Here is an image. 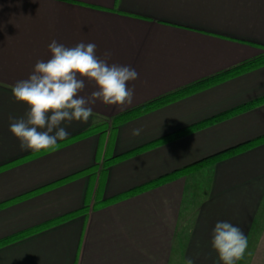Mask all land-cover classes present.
Returning a JSON list of instances; mask_svg holds the SVG:
<instances>
[{
	"label": "crops",
	"instance_id": "crops-1",
	"mask_svg": "<svg viewBox=\"0 0 264 264\" xmlns=\"http://www.w3.org/2000/svg\"><path fill=\"white\" fill-rule=\"evenodd\" d=\"M94 43L96 55L135 69L133 103L97 100L87 123L62 126L67 139L91 126L209 79L264 53V0H0V167L20 150L10 117L26 116L12 87L49 44ZM97 87L85 78L79 93ZM264 96V65L122 125L113 142L92 134L0 170V240L153 181L264 136V104L99 170L119 155ZM134 129H142L133 136ZM99 190V191H98ZM217 222L243 229L248 248L236 264H264V143L173 181L92 210L0 247V264H220L211 246Z\"/></svg>",
	"mask_w": 264,
	"mask_h": 264
},
{
	"label": "clouds",
	"instance_id": "clouds-1",
	"mask_svg": "<svg viewBox=\"0 0 264 264\" xmlns=\"http://www.w3.org/2000/svg\"><path fill=\"white\" fill-rule=\"evenodd\" d=\"M48 47L51 58L37 61L32 74L11 89L14 99L28 106L25 117H10L9 131L19 140L22 151L54 149L58 141L69 136L62 125L87 123L93 115L89 105L97 100L121 109L133 103L134 88L128 84L139 78L135 69L110 64L109 53L99 58L94 43L66 47L53 40ZM85 78L97 87L87 98L79 95L85 88ZM141 131L134 129L132 135L139 136ZM211 246L220 264H236L245 255L248 239L239 226L217 222ZM187 264L195 261L188 259Z\"/></svg>",
	"mask_w": 264,
	"mask_h": 264
},
{
	"label": "trees",
	"instance_id": "trees-1",
	"mask_svg": "<svg viewBox=\"0 0 264 264\" xmlns=\"http://www.w3.org/2000/svg\"><path fill=\"white\" fill-rule=\"evenodd\" d=\"M264 65V53L256 58V59H253V60H249V61H246L242 64H240L239 66L233 68V69H230L226 72H223L219 75H216L214 77H211L209 79H205V80H202L200 82H197L195 84H192L190 86H187V87H184L182 89H179L177 91H174L172 93H169L168 95H165L163 97H160L156 100H153V101H150L140 107H137L135 109H132L126 113H123L121 115H118L116 117H114L113 119L110 120V122H102V123H99V124H95L93 126H91L85 133H83L82 135L78 136V137H74L70 140H67V141H64L60 144H58L57 146H60L61 144H65V143H68L70 141H73V140H76V139H79L80 137H83V136H87V135H92V134H100L102 136H105L106 134H109V143L111 145V143L113 142V139L115 137V134H116V131L118 129V127L134 118H137L143 114H146L150 111H153V110H156L158 108H161L167 104H170L174 101H177L181 98H184V97H187L191 94H194L200 90H203V89H206L210 86H213L217 83H220V82H223L229 78H232V77H235V76H238L242 73H245V72H248L250 70H253V69H256L260 66H263ZM261 104H264V96L259 98V99H256L255 101H252L250 103H246L240 107H237L235 109H232V110H229V111H226L224 113H221L219 115H216L208 120H205V121H202L200 123H197V124H194V125H191L189 127H186V128H183V129H180L178 131H175L173 133H170L168 135H165L164 137L154 141V142H151L149 144H146V145H143L141 147H138V148H135V149H132L130 151H127V152H124L122 154H119V155H113L111 152H110V149L108 150V152L106 153V155L104 156V159L102 160L101 164L100 163H96L94 166H92L90 169L86 170V171H83L82 173L80 174H84V173H88L90 174L91 176H95L97 171L99 170L100 174H101V179H102V182H100V185H99V190L101 192L102 190V186H103V179L105 178V175L108 171V169L114 165L115 163L117 162H120V161H123L125 159H128L130 157H133L135 155H138L146 150H149L153 147H156L160 144H163V143H166V142H169V141H172V140H175V139H178L180 137H183V136H186L194 131H197L201 128H204L206 126H209L211 124H213L214 122H217L219 120H222V119H225V118H228L229 116H232V115H235L237 113H240L242 111H245L247 109H250L252 107H256L258 105H261ZM261 143H264V136L262 137H259L255 140H252V141H249V142H246V143H242L238 146H235V147H232L230 149H227V150H224L222 152H219L217 154H214L210 157H207L205 159H202V160H199V161H196L190 165H187L185 167H182L178 170H175L171 173H168L166 175H163L153 181H150L148 183H145V184H142V185H139L137 187H134L132 189H129L119 195H116V196H113V197H109V198H101L99 197V195L96 197L95 199V202L93 203L92 207L90 208L89 205H86L84 206L83 208L77 210V211H74V212H71L69 214H66L62 217H59V218H56L52 221H49L48 223H45V224H42V225H38L36 227H33L31 229H28L26 231H23V232H20V233H17L15 235H12V236H9V237H6L4 239H1L0 240V247L2 246H5V245H8L16 240H19L21 238H24L26 236H29L33 233H36L40 230H44L46 228H49L51 226H54L58 223H62L66 220H69L73 217H76V216H79V215H87L90 211V209L92 210H97V209H100V208H103L105 206H109L111 204H114V203H117L119 201H122L124 199H127L129 197H132V196H135L137 194H140L142 192H145L149 189H152V188H155V187H158L160 185H163L167 182H170V181H173L177 178H180L186 174H189L191 172H194V171H197L205 166H209V165H212L220 160H223L225 158H228L232 155H235V154H238L242 151H245L247 149H250L252 147H255ZM56 146V147H57ZM55 147V148H56ZM51 149H46V150H41L39 152H36L35 154H32V155H28V156H25V157H22L18 160H15L13 162H10V163H7L3 166L0 167V170L2 169H5V168H9L11 166H14L18 163H21L23 161H26L27 159H30V158H33L35 156H38L42 153H45L47 151H49ZM98 190V191H99Z\"/></svg>",
	"mask_w": 264,
	"mask_h": 264
}]
</instances>
